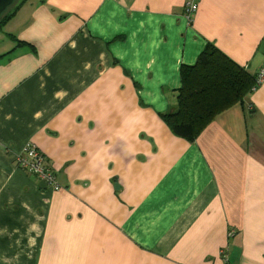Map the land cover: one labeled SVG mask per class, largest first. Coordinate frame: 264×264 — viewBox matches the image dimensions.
<instances>
[{"label":"crops","instance_id":"0c3cea01","mask_svg":"<svg viewBox=\"0 0 264 264\" xmlns=\"http://www.w3.org/2000/svg\"><path fill=\"white\" fill-rule=\"evenodd\" d=\"M185 5L26 0L0 27V264H264V80L194 141L163 117L208 43L264 67V0Z\"/></svg>","mask_w":264,"mask_h":264},{"label":"trees","instance_id":"16d2710c","mask_svg":"<svg viewBox=\"0 0 264 264\" xmlns=\"http://www.w3.org/2000/svg\"><path fill=\"white\" fill-rule=\"evenodd\" d=\"M26 0L15 3L0 18L6 24ZM182 85L176 93V107L163 115L172 131L189 141L214 121L216 116L245 98L257 87L256 75L208 43L195 64L182 65Z\"/></svg>","mask_w":264,"mask_h":264},{"label":"built area","instance_id":"2783aa9c","mask_svg":"<svg viewBox=\"0 0 264 264\" xmlns=\"http://www.w3.org/2000/svg\"><path fill=\"white\" fill-rule=\"evenodd\" d=\"M199 0H186V13L190 18L198 10ZM264 80V67L261 68L256 74V82L259 85ZM256 88V87H255ZM254 88V89H255ZM17 165L27 172L34 174L45 184L53 188V190H59L60 185L56 178V175L51 171L49 167L45 165V158L36 148L27 146L23 153L19 154L16 158ZM234 231H230L229 235H233Z\"/></svg>","mask_w":264,"mask_h":264},{"label":"water","instance_id":"95a60500","mask_svg":"<svg viewBox=\"0 0 264 264\" xmlns=\"http://www.w3.org/2000/svg\"><path fill=\"white\" fill-rule=\"evenodd\" d=\"M16 0H0V18Z\"/></svg>","mask_w":264,"mask_h":264},{"label":"rangeland","instance_id":"374dc122","mask_svg":"<svg viewBox=\"0 0 264 264\" xmlns=\"http://www.w3.org/2000/svg\"><path fill=\"white\" fill-rule=\"evenodd\" d=\"M6 41V40H5ZM0 43H1V40H0Z\"/></svg>","mask_w":264,"mask_h":264}]
</instances>
